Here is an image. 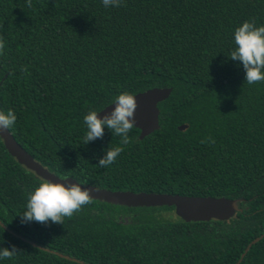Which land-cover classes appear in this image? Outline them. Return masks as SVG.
I'll return each instance as SVG.
<instances>
[{"label":"trees","instance_id":"obj_1","mask_svg":"<svg viewBox=\"0 0 264 264\" xmlns=\"http://www.w3.org/2000/svg\"><path fill=\"white\" fill-rule=\"evenodd\" d=\"M0 0V111L34 159L60 178L111 191L235 200L227 221L185 222L174 207L94 200L64 224L23 223L42 180L0 137V264H237L264 233V82L230 59L245 21L264 26V0ZM27 66V73L21 71ZM171 88L160 129L98 167L121 137L84 144V116L123 92ZM187 125L185 131L179 126ZM209 137L215 143H201ZM241 264H264V238Z\"/></svg>","mask_w":264,"mask_h":264},{"label":"clouds","instance_id":"obj_2","mask_svg":"<svg viewBox=\"0 0 264 264\" xmlns=\"http://www.w3.org/2000/svg\"><path fill=\"white\" fill-rule=\"evenodd\" d=\"M105 7L126 6L123 0H102ZM27 6L32 7V0H27ZM235 49L230 53V59L239 61L245 70L246 83L251 85L258 82H264V26L257 27L255 21H245L234 32ZM5 40L0 35V56H3ZM23 73H28L27 66L22 67ZM114 109L100 118L95 110H90L84 116V123L87 126V132L83 138L84 144H88L97 139H103L105 128L111 130L113 135L121 137L120 145L110 147L106 155L99 159L98 167L108 168L115 163L120 154L124 151V146L132 143L129 133L136 124L135 113L138 108V102L133 94L123 92L112 101ZM17 121L14 111L7 113L0 111V137L3 133L9 131ZM201 143H215V140L209 137L202 140ZM64 177L62 181H68ZM91 189H86L79 183L65 184L56 183L47 179H42L39 186L27 197V210L21 217L23 223L38 222L40 224H64L65 218L71 219L75 214L93 203ZM18 253L13 246L12 250L0 248V259H11Z\"/></svg>","mask_w":264,"mask_h":264},{"label":"water","instance_id":"obj_3","mask_svg":"<svg viewBox=\"0 0 264 264\" xmlns=\"http://www.w3.org/2000/svg\"><path fill=\"white\" fill-rule=\"evenodd\" d=\"M171 88H154L134 95L138 102L135 113L136 124L134 127L140 130V139L160 129V110L158 105L167 100L171 95ZM115 105H109L99 114L100 118L114 109ZM187 125L179 126V130L185 131ZM6 150L16 158L19 164L33 171L41 179H47L56 183H79L74 179L62 181L56 174L37 162L13 137L10 131L3 133L1 137ZM80 184V183H79ZM83 188L91 189L94 200L104 201L114 205L128 207H161L175 208L176 215L185 222H208L213 219L227 221L235 216L238 206L235 200L215 197H189L183 195L163 193H134L130 191H111L92 185H82ZM264 238V233L254 239L248 245L237 264H241L250 248Z\"/></svg>","mask_w":264,"mask_h":264},{"label":"rangeland","instance_id":"obj_4","mask_svg":"<svg viewBox=\"0 0 264 264\" xmlns=\"http://www.w3.org/2000/svg\"><path fill=\"white\" fill-rule=\"evenodd\" d=\"M169 215H170L172 218H174V217H175V211H174V212H173V211L170 212Z\"/></svg>","mask_w":264,"mask_h":264}]
</instances>
